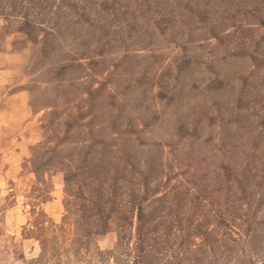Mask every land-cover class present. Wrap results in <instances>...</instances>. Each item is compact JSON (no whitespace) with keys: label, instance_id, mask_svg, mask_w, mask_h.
<instances>
[{"label":"rangeland","instance_id":"1","mask_svg":"<svg viewBox=\"0 0 264 264\" xmlns=\"http://www.w3.org/2000/svg\"><path fill=\"white\" fill-rule=\"evenodd\" d=\"M42 3L0 12V264H133L140 208L161 264H264V0Z\"/></svg>","mask_w":264,"mask_h":264},{"label":"trees","instance_id":"2","mask_svg":"<svg viewBox=\"0 0 264 264\" xmlns=\"http://www.w3.org/2000/svg\"><path fill=\"white\" fill-rule=\"evenodd\" d=\"M65 2V0H63ZM35 4H43L42 0H0V12L4 15V18L10 22V24H13L16 19H12L15 17L14 14H18L20 12H23L24 17L22 23L19 22L17 25V28L19 31H26V32H31L32 29L34 28V23L32 19L30 18L31 15H33V11L35 10ZM68 4V3H67ZM58 14V13H55ZM81 16V15H80ZM137 235H138V241L136 244V257L133 261V264H161L160 261H157L156 257L157 256V250H159L161 247V240L158 239V237H150L149 239L147 238V235L149 232H153L156 230V228H152L149 231L144 232V215L141 211V208L138 210L137 213ZM165 237L170 234V232L166 233ZM190 232L180 230V243L177 247V249H174L171 251L172 253V260L169 263H164L166 264H185L187 261V264H205L204 262L197 260V261H192L186 259H179L178 255L180 254V251L184 249L185 252H190L188 243L190 241L189 239ZM169 237L167 238V240ZM150 241V242H149ZM147 248V249H146ZM155 253V254H153ZM216 252H213V255H215ZM195 254L192 253L191 258H194ZM194 262V263H193ZM211 264H219L215 258H213L212 261H209Z\"/></svg>","mask_w":264,"mask_h":264}]
</instances>
